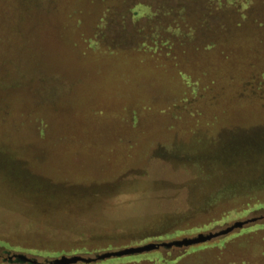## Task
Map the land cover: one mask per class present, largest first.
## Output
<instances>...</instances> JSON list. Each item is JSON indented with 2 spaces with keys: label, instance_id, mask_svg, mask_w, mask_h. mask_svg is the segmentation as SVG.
Returning <instances> with one entry per match:
<instances>
[{
  "label": "rangeland",
  "instance_id": "1",
  "mask_svg": "<svg viewBox=\"0 0 264 264\" xmlns=\"http://www.w3.org/2000/svg\"><path fill=\"white\" fill-rule=\"evenodd\" d=\"M74 1L66 0L63 16L56 10L63 0H0L1 104L39 102L40 112L25 103L19 109L47 115L45 135L57 138L68 126L90 142L52 144L64 147L54 166L40 159L42 149L56 148L37 143V162L0 163V239L10 244H0V262L13 253L40 261L94 256L264 215L250 211L217 223L264 202V0H86L79 13ZM64 21L75 34L61 32ZM99 52L112 68L124 58L113 82H100ZM42 69L50 73L42 77ZM60 69L67 80L60 81ZM5 146L3 152L23 150ZM41 176L69 185L50 180L39 187ZM99 246L105 249L92 251ZM91 263L264 264V218L199 243Z\"/></svg>",
  "mask_w": 264,
  "mask_h": 264
},
{
  "label": "trees",
  "instance_id": "2",
  "mask_svg": "<svg viewBox=\"0 0 264 264\" xmlns=\"http://www.w3.org/2000/svg\"><path fill=\"white\" fill-rule=\"evenodd\" d=\"M85 1L86 0H76V2L74 1L75 3H73V4H76V6L78 7V10H76V12L78 11V13H79L82 9H84ZM68 9H69V6H67L66 0H63V4H60V7H58L56 10H58V12H59L58 14L66 16V13H68L70 11V10L68 11ZM64 23H65V25H61V32L67 33L66 35H68V34H70L73 31L74 28H72L71 24H69V25L66 24L67 21H64L63 24ZM11 25H12V22H11ZM169 26H170V24H169ZM17 27H18V25L16 23H14V25L11 26V30H14L16 34H17V32H19L17 30ZM12 36L13 37L17 36V38H18L19 35L13 34ZM62 44L67 45V43H62ZM174 56H177V54L174 55ZM183 58L190 65L194 62V59H193V57L191 55H188V56L184 55ZM116 61H118V60H116ZM180 63H181L180 60L175 61L174 62V66L177 67V69L181 71L182 69L179 68L180 67ZM117 64L118 63H115V65H117ZM16 99L17 100H15V102H14V109H11L10 106L5 105V104L2 105L1 103H4V100L1 99V102H0V163H2V161H15L16 162V161H19V160H25L26 158H28L30 160L34 159L35 155L32 153L33 151L31 152V150H32L31 147H32V144H36V143L39 144L40 146L41 145H45V144H49V143L50 144H55V143H58V142L59 143H63L66 146H68L69 143H71V142H79L81 145H83L85 147H87L89 145V143H90L89 142V138H88V136L86 134L84 136L79 135L78 137H77V135H72V134L70 135V130L71 129H68L67 128L68 126L65 127V132L62 133L63 135H61V136H59L57 138H56L57 135H55V136H53V135H51V136L45 135V132L42 129V127L44 125H48L49 127H51V125H52L51 121H50V124H49L48 119L44 118L43 115H45V114L36 113V112H30V111H25L24 112V111H21V109H19V107L21 106L20 104L25 103V104H29L30 107H24V106H21V107L29 108V110H31V111L34 110V109L39 111L40 107H38V105H42V104H40L39 102L31 103L28 99H22V98L20 99V98H17V97H16ZM9 100H10V98H9ZM10 101H9V103H10ZM45 116H47V115H45ZM82 126L85 129H87L88 134H89V131H90L89 130V126L88 125H87L88 127H85V125H82ZM24 131L31 132V135H27L28 138H26L25 135H24L25 134ZM31 137H35V139H33ZM26 142L29 143V145H28L29 149L27 151L24 150V151L27 152L26 154H24V151L20 152L18 150H16V152H18V154L17 153H12L11 151L3 152L5 148L8 149V147L5 146L6 144L11 145L10 148H12L13 144L19 145V144H25ZM13 149H14V147H13ZM43 163L44 164H48V165H53V166L55 164V163L54 164H49V163H45V162H43ZM91 179H95L94 176H92ZM50 180L55 182V184L62 185V186H67L68 181H69L66 178H53L52 179V178H49L47 176H41L40 178H38L36 180V183H37V185L39 187H42V185L44 184V181L51 182ZM82 180H83V178H81L78 181V184L82 183ZM101 181H105V179H101L100 178V179H98L97 182H101ZM206 197H209V196H206ZM206 199L207 198H205L204 200H206ZM193 209H198L201 212H211L212 211L211 210L212 206L209 205L205 210H202L201 208H198V205H196L195 207H193ZM256 210L264 211V202L255 203L252 207L249 208V210L247 208L246 210L241 211V212H236V213L232 212V213H235V214L230 213V214H228L226 216H222L219 219V222H217V223H225L233 215L242 216V215L247 214L250 211L255 212ZM195 211H197V210H192V211L190 210V212H188V213H190V215H192ZM197 212L200 213L199 211H197ZM183 217H185V216H183ZM213 222L214 221H211L210 223H213ZM193 230H194V228H191L188 231H193ZM176 231H177V232H175L176 234H182L183 232H187V231H183L182 232L180 230H176ZM170 235H172V233ZM0 244L6 245V246H10L8 240L5 241V240H1L0 239ZM129 245H132V244H129ZM129 245L123 243L122 247L129 246ZM100 247L102 249H105V247L99 246V247L94 248L92 251H96L97 252V251H99L101 249ZM109 247H111V246L109 245L107 248H109ZM26 249H27V251H31V252L38 251L37 248H35V249L34 248H29V249L26 248ZM58 251L59 250H57V249L56 250L45 249L43 252L46 253L47 256H51L54 253H59ZM115 257H118V256H115ZM11 261L12 260H9L8 263L7 262H0V264H11ZM91 262H94V261H91ZM90 263L89 262H85L84 263V261H83V262H76L75 264H90Z\"/></svg>",
  "mask_w": 264,
  "mask_h": 264
},
{
  "label": "water",
  "instance_id": "3",
  "mask_svg": "<svg viewBox=\"0 0 264 264\" xmlns=\"http://www.w3.org/2000/svg\"><path fill=\"white\" fill-rule=\"evenodd\" d=\"M262 218H264V215L254 216L251 218H246L244 220H237L233 224L228 225L225 228H222L217 231H209L207 233L199 232L197 235L191 236V237H183V238L163 240V241H150L144 244L129 245V246H125V247L118 248V249L105 250L103 252L96 253L94 256H85L82 254H73V255L63 254L60 257H55L54 259H51V260L49 259L47 261H40L37 258L28 256L24 253H13L11 255L6 256V258L8 260L28 261L34 264L39 263V262H41L42 264H71V263H76L80 261L91 262V261H96L100 259H106V258L113 257V256H122V255L132 254L136 252H143L146 250L158 248L160 246L171 247V246L189 245V244L199 243L202 241L210 240L220 235H224L226 233L231 232L236 227H241L244 224H248L258 219H262Z\"/></svg>",
  "mask_w": 264,
  "mask_h": 264
},
{
  "label": "flooded vegetation",
  "instance_id": "4",
  "mask_svg": "<svg viewBox=\"0 0 264 264\" xmlns=\"http://www.w3.org/2000/svg\"><path fill=\"white\" fill-rule=\"evenodd\" d=\"M75 29H73V31H74ZM73 34H75V33H73ZM73 34H70L71 36L73 35ZM74 37V39H73V44L74 45H78L79 46V44H80V41H79V39L77 38V35H74L73 36ZM60 43H58L57 44V47L58 48H60V45H59ZM69 44H67L66 46H64V49L65 50H67L68 52H69V54L71 55L73 52H75L74 51V49H73V47L71 46V45H69ZM82 48V47H81ZM150 49V48H149ZM143 51H145V50H143ZM147 52H150V50H147ZM89 55V54H88ZM97 55V54H96ZM98 55L99 56H97L98 57V59H102V60H99L98 61V63H99V69H100V82H113L114 80H115V78H114V75H115V71H120L122 68H124V63H123V59L124 58H119V60H118V63H119V61H120V65L118 66V67H114L113 66V68L112 67H110V65H111V63L109 64L108 63V60H107V58H105L104 57V55H101L100 54V52L98 53ZM90 57V56H89ZM94 56H92V57H90V58H93ZM89 58V59H90ZM109 65V66H108ZM67 68H71L70 66H67L66 67V69ZM119 68V69H118ZM110 71V72H109ZM40 73H42L43 75H42V77H44V76H46L47 74H49L50 72H44V70L42 69V70H40L39 71ZM56 74H57V76H59L61 79H60V81L62 80V77L64 78V80H67V77H66V75H67V71H65V72H62L61 71V69L60 70H56V72H55ZM40 81H42V82H45V79L44 78H42V80L40 79ZM104 85H106V86H109V85H112L113 86V84H104ZM22 145V149L23 150H20V151H24V150H28V145H26V144H21ZM40 147H44V148H56L55 149V151H53L52 153H48V152H46V150H43L42 148V154H43V156H42V158L40 159L41 160V162H45V163H49V164H54V163H56V164H58V162L60 163V155H59V153H58V150L60 149V148H64V147H58L57 145H50V146H46V145H41ZM66 149V148H65ZM78 149V148H77ZM26 151H24V154H26L27 152ZM26 152V153H25ZM40 160H38V161H40ZM32 161V160H31ZM58 161V162H57ZM32 162H37V161H32ZM8 164H15V161H8ZM28 172L31 174L32 172H31V170H28Z\"/></svg>",
  "mask_w": 264,
  "mask_h": 264
}]
</instances>
